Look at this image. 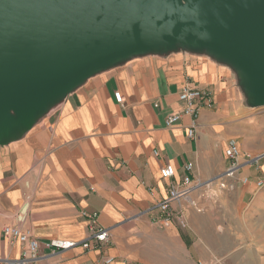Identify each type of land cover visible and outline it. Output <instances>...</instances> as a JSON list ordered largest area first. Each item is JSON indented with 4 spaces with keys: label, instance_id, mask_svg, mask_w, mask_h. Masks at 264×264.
Instances as JSON below:
<instances>
[{
    "label": "crops",
    "instance_id": "0c3cea01",
    "mask_svg": "<svg viewBox=\"0 0 264 264\" xmlns=\"http://www.w3.org/2000/svg\"><path fill=\"white\" fill-rule=\"evenodd\" d=\"M185 84L213 93L192 137L190 115L166 125L185 107ZM261 100L235 58L184 37L116 53L36 106L9 108L0 114V256L22 254L6 225L42 241L83 242L97 213L107 242L41 248L40 263L106 264L111 257L108 264H264V186L256 188L264 162L245 165L227 181L232 189L217 183L230 141L242 153L264 151ZM167 164L176 168L172 179L161 175ZM186 175L193 202L182 211L173 205L186 225L177 216L162 224L157 203Z\"/></svg>",
    "mask_w": 264,
    "mask_h": 264
},
{
    "label": "water",
    "instance_id": "95a60500",
    "mask_svg": "<svg viewBox=\"0 0 264 264\" xmlns=\"http://www.w3.org/2000/svg\"><path fill=\"white\" fill-rule=\"evenodd\" d=\"M184 37L235 58L264 104V0H0V114L116 53Z\"/></svg>",
    "mask_w": 264,
    "mask_h": 264
},
{
    "label": "built area",
    "instance_id": "2783aa9c",
    "mask_svg": "<svg viewBox=\"0 0 264 264\" xmlns=\"http://www.w3.org/2000/svg\"><path fill=\"white\" fill-rule=\"evenodd\" d=\"M115 97L118 102L122 103L124 97L120 92L115 93ZM179 98L184 102L185 107L182 111L171 114L166 118V125L172 127L177 123L182 115H190L193 117L192 128L189 130V135H194V129L197 125V118L200 115V110L203 105L213 104V93L207 88H200L191 84H185L180 92ZM158 154V151H155ZM226 157L228 164L225 170L219 174L218 180L221 181L223 187H230L234 185L229 184L227 181L235 179L240 173L242 168L249 164L255 166L256 169H260L264 162V151L255 155L248 153H242L239 145L236 141H230L226 149ZM184 168L187 171L193 170L192 163L185 164ZM176 174V168L172 164H167L161 168V175L165 179H172ZM248 181V177L244 179ZM194 181L189 175H186L180 184H171L168 189L167 196L157 203V208L161 213L159 221L162 224H168L172 219L177 216L180 219V223L185 226V218L182 213H176L173 209V205L176 204L180 211L185 205L191 204L192 197L191 191L194 188ZM257 186H264V178L257 180ZM91 219L89 226V236L83 242L54 238L42 241L33 235L29 229H23L21 225H6L3 229L4 234L11 241H19L22 244V254L19 258H4L0 256V264H41L40 261L43 256L40 255L41 248L50 249L53 251H62L71 249L73 247L81 245L84 248H92L94 245L107 242L110 238V233L107 228H104L98 224V214L93 213L89 216ZM112 261L111 257L105 259V263L108 264Z\"/></svg>",
    "mask_w": 264,
    "mask_h": 264
},
{
    "label": "rangeland",
    "instance_id": "374dc122",
    "mask_svg": "<svg viewBox=\"0 0 264 264\" xmlns=\"http://www.w3.org/2000/svg\"><path fill=\"white\" fill-rule=\"evenodd\" d=\"M257 114L258 115H261L262 117H264V105L263 106H261V107H259L258 109H257ZM262 126H264V122H262V124H261ZM261 126V127H262ZM244 153H248V152H244ZM256 153H258V152H256ZM238 176V175H237ZM237 178V177H236ZM219 185L221 184V181H218L217 182ZM230 184H232L233 185V183L231 182ZM235 184V183H234ZM221 187V186H220ZM257 189H260V187H256Z\"/></svg>",
    "mask_w": 264,
    "mask_h": 264
},
{
    "label": "bare ground",
    "instance_id": "6f19581e",
    "mask_svg": "<svg viewBox=\"0 0 264 264\" xmlns=\"http://www.w3.org/2000/svg\"><path fill=\"white\" fill-rule=\"evenodd\" d=\"M258 153H259V152H258ZM250 154H251V155H255V154H257V153H251V152H250Z\"/></svg>",
    "mask_w": 264,
    "mask_h": 264
}]
</instances>
